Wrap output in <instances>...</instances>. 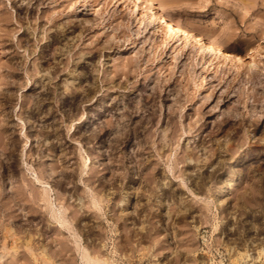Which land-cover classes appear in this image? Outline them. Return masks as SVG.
<instances>
[{
  "label": "rangeland",
  "instance_id": "1",
  "mask_svg": "<svg viewBox=\"0 0 264 264\" xmlns=\"http://www.w3.org/2000/svg\"><path fill=\"white\" fill-rule=\"evenodd\" d=\"M152 1L238 57L216 58L203 41L201 54L194 41L164 45L121 13L128 2L0 0V264H207L203 230L259 248L264 93L250 74L264 78V0ZM69 21L68 46L50 50L44 72L97 41L84 69L104 80L99 100L74 107L50 95L67 75L39 87L33 73L38 43ZM35 176L64 224L48 220Z\"/></svg>",
  "mask_w": 264,
  "mask_h": 264
},
{
  "label": "bare ground",
  "instance_id": "2",
  "mask_svg": "<svg viewBox=\"0 0 264 264\" xmlns=\"http://www.w3.org/2000/svg\"><path fill=\"white\" fill-rule=\"evenodd\" d=\"M121 2H128L124 6V10L123 11L121 10L122 11L121 13H125V15L128 17V19L131 18L132 20H135L136 23L139 24L141 27L148 30L149 32L151 31L150 32L151 34L163 36L164 45H167L170 42H172V44L177 42L178 43L177 46H179V48L182 50L183 48L187 47V44L189 42L194 41L197 43V47L195 49L196 52H199L201 54L200 49L202 46L200 43L203 41V42H205V49H207L209 51L210 55H212L216 58L218 55H220L222 57H224V56L238 57V53L234 49H231V47H228L227 45H225L219 38H217L211 34L196 32V31L190 29L184 23H182L181 21L176 19L172 14H169L165 10L161 9L152 0H103V4H107V5L109 3H113V5H115V4L121 3ZM129 3L132 4L133 6L130 7ZM137 8H139L143 14L138 12ZM18 21L19 20L16 19V22H18ZM155 21H158L160 24L156 23ZM52 23L51 24L54 25V22H52ZM162 23L166 25L167 29H164L161 26ZM39 26H40V23H39ZM82 26L85 29H91L93 27V23L88 22V20L86 19V22ZM75 27L76 26L73 23H71V21L64 24L63 26L61 25V27L60 26H53L54 29L52 30V33H49V35L46 36V37L51 36L50 37L51 38V43H50L51 45L47 46L45 44H39L38 43L37 46H39V48H38V52H37L38 56L36 58L37 62L35 63V66H33L34 70H35V72L33 71L34 82L39 87H45V85H48V86L53 85V86L57 87L58 85H60V81L62 79L61 78L58 80L57 78H60L61 77L60 75H65V76L67 75V78L62 79V81H64V83H65V85H63V86L65 87L66 90L64 92H62L61 94H59V93L51 94L50 93V95L52 97L56 96L59 98L67 99L73 105V107H74V104L77 102H85V101L88 102V101H92V100L93 101L99 100V98H97V97L101 95V93L99 91L102 90L101 88H102L103 83H104L103 78L102 79H101V77H100V79L98 78V73L92 72L91 74H87L88 73L87 70L84 69L87 66V63H85L84 61L89 62V60H87V59H92V58H95V56H97L96 53L99 51V48L96 46L97 41L93 42V45H91V46L89 45V50L86 52L76 50L73 53H70V52L67 53L65 56L66 57L65 63H63L62 65L53 64V66L52 65L50 66V64H49L50 68H52V69L49 68L50 69L49 72L48 71L44 72V70L46 69L45 63H47V61L50 60V58H52V59L55 58V57H53L54 54L52 55V57H49L48 53L50 52V50L53 48V50L56 51V49L59 48L58 43H61L63 40L65 41L63 43V45L66 46V48H67V46H68L67 42L68 41H67L66 33H67V31H70L69 28H72L74 30ZM42 29H44V27H42ZM27 31H28V29L26 28V30L24 29L22 31V33L25 34ZM38 31L40 32V34L35 35V41H37V42H39L43 39V36L41 35V33L42 32L44 33V31L41 30V28ZM29 32H28V34H29ZM30 33H31V35H33L32 31ZM55 44L57 45V47L56 46L54 47ZM257 48H259V47H257ZM27 49L28 48H26V50ZM254 49H255V47H254ZM260 49L261 48H259V50ZM256 50H258V49H256ZM28 51H30V50L28 49ZM23 56L24 57L21 59V61H22L21 64L25 65L24 62H26V61L24 58L26 57V55H23ZM213 60H211L208 63V64H210V66H215L214 65L215 62L213 63ZM92 65L94 67V64H92ZM254 65H255V63L253 62V63L249 64L248 68L249 69L251 68V70H252V67ZM71 67H75V69L73 70V68H71ZM97 68L98 67H96V65H95V67H94L95 72H96ZM94 70H92V71H94ZM73 71H75V72L77 71L78 73L76 72V74H73ZM42 72H44V73H42ZM59 72H60V74H58ZM250 76H251L250 78H252L251 80H254V82H255V83L254 82H252V83L255 84L256 86L257 85L260 86L259 90L261 91V93H264V89H262V87H261L262 83H264V78L261 77L262 74H260L257 70L255 71V69H254V71L251 72ZM90 78L92 79V81L90 80ZM262 107H264V106H262ZM90 110H88L87 113H90V112L91 113H98L99 112L98 108H95V109L92 108ZM122 115H123V113H122ZM34 180L38 186L43 187V190H44V192L42 191L43 197L40 199H41V201H43L45 208L47 207L46 212L49 215L48 220L51 218L54 221L58 222L60 225L67 222L66 219L63 218V216L60 214V211L57 208L56 203H55L56 202L55 198H53L52 195H50L49 192L51 189L48 186V184L44 183V181L41 182V180H39L36 176H35ZM41 196L42 195H40V197Z\"/></svg>",
  "mask_w": 264,
  "mask_h": 264
},
{
  "label": "built area",
  "instance_id": "3",
  "mask_svg": "<svg viewBox=\"0 0 264 264\" xmlns=\"http://www.w3.org/2000/svg\"><path fill=\"white\" fill-rule=\"evenodd\" d=\"M204 232V233H203ZM199 238L197 254L207 262V264H264V234L259 240V248L250 241L243 245L229 243L222 238H213L203 230ZM236 259V262H232Z\"/></svg>",
  "mask_w": 264,
  "mask_h": 264
}]
</instances>
